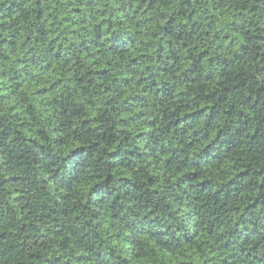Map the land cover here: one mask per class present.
<instances>
[{
  "label": "trees",
  "instance_id": "16d2710c",
  "mask_svg": "<svg viewBox=\"0 0 264 264\" xmlns=\"http://www.w3.org/2000/svg\"><path fill=\"white\" fill-rule=\"evenodd\" d=\"M0 264H264V0H0Z\"/></svg>",
  "mask_w": 264,
  "mask_h": 264
}]
</instances>
